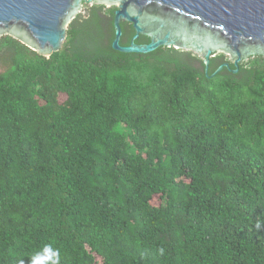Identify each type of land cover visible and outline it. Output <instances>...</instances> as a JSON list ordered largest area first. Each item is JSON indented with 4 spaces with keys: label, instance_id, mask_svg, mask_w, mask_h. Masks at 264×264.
Wrapping results in <instances>:
<instances>
[{
    "label": "trees",
    "instance_id": "16d2710c",
    "mask_svg": "<svg viewBox=\"0 0 264 264\" xmlns=\"http://www.w3.org/2000/svg\"><path fill=\"white\" fill-rule=\"evenodd\" d=\"M115 9L0 37V264H264V56L120 52Z\"/></svg>",
    "mask_w": 264,
    "mask_h": 264
},
{
    "label": "water",
    "instance_id": "95a60500",
    "mask_svg": "<svg viewBox=\"0 0 264 264\" xmlns=\"http://www.w3.org/2000/svg\"><path fill=\"white\" fill-rule=\"evenodd\" d=\"M83 3L115 6L113 49L149 53L173 47L202 59L207 71L210 57L223 53L234 64L264 56V0H0V37L8 35L39 55L57 52L68 24L82 12ZM121 22H129V44L119 43ZM140 35L147 43H136ZM228 63L219 65L216 73Z\"/></svg>",
    "mask_w": 264,
    "mask_h": 264
},
{
    "label": "clouds",
    "instance_id": "9594fccd",
    "mask_svg": "<svg viewBox=\"0 0 264 264\" xmlns=\"http://www.w3.org/2000/svg\"><path fill=\"white\" fill-rule=\"evenodd\" d=\"M44 255L41 256L37 254L32 258V264H45L46 261H51V264H58L59 262V252L58 250L53 252L51 246H45ZM161 254L163 253V249H160ZM55 257V258H53Z\"/></svg>",
    "mask_w": 264,
    "mask_h": 264
},
{
    "label": "rangeland",
    "instance_id": "374dc122",
    "mask_svg": "<svg viewBox=\"0 0 264 264\" xmlns=\"http://www.w3.org/2000/svg\"><path fill=\"white\" fill-rule=\"evenodd\" d=\"M82 13H84V11Z\"/></svg>",
    "mask_w": 264,
    "mask_h": 264
}]
</instances>
